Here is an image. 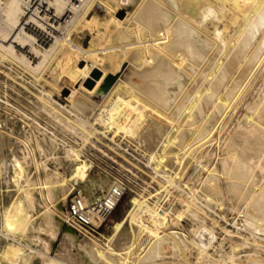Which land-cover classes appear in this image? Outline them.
I'll list each match as a JSON object with an SVG mask.
<instances>
[{
	"label": "bare ground",
	"instance_id": "obj_1",
	"mask_svg": "<svg viewBox=\"0 0 264 264\" xmlns=\"http://www.w3.org/2000/svg\"><path fill=\"white\" fill-rule=\"evenodd\" d=\"M120 6L130 8L128 19L118 18ZM1 27V59L27 73L33 88L49 89L14 83L36 97L51 129L81 143L67 144L34 120L28 129L39 159L25 128L24 146L0 158V177L8 166L13 188L0 207V264H164L161 248L180 253L183 264L186 250L200 264H264V0H0ZM125 63V80L105 95L108 72ZM71 70L79 78L60 103L53 96L57 80ZM98 95L101 104L93 100ZM119 135L134 144L123 147ZM7 141L0 134L1 148ZM213 143L220 153L211 168ZM86 149L113 160L115 154L125 169L150 166L169 205L131 193L106 235L69 216L66 245L49 259L67 216L60 202L90 181ZM48 162L54 170L43 169ZM63 162L70 171L60 174ZM192 168L200 174L184 181ZM113 189L120 196L123 185L93 205ZM173 189L180 194L174 208ZM119 196L111 199L115 205ZM73 199L94 225L93 205L86 209L80 193Z\"/></svg>",
	"mask_w": 264,
	"mask_h": 264
},
{
	"label": "rangeland",
	"instance_id": "obj_2",
	"mask_svg": "<svg viewBox=\"0 0 264 264\" xmlns=\"http://www.w3.org/2000/svg\"><path fill=\"white\" fill-rule=\"evenodd\" d=\"M118 9H119L117 11L118 18L126 20L130 17L131 10L129 7L120 6V8L118 7ZM132 24L135 25L134 23H132ZM0 29L2 32L4 31V29H2V27ZM163 30H166V29H163ZM77 32L80 34H84V31H82V30H79ZM73 34L76 35V32H73ZM77 37H80V36L78 35ZM145 54L148 55V53H145ZM127 65L128 64L125 63L124 65L120 66L118 68V70H116L114 72H108L106 79L104 81L105 83L102 84V89H103L105 95H110L112 93V90L115 89L116 85L118 83H120L121 81L125 80V76L129 71V68H128L129 65L128 66ZM44 76L48 77L49 72H45ZM12 78H15V79H12ZM78 78H79V75L74 70L67 72L65 75H63L61 78H59L57 80V85L59 87V90L58 91L54 90V92L56 94L55 95L53 93L54 99L59 101L60 103L64 102V99H66V97L69 95L71 90H73L76 87V83H77ZM14 80L16 81V83H18L19 80H20L19 83H23L22 81H24V84H27L28 89L30 91L34 90V92H37L38 90L42 89L43 87H44L43 89H45V90H47V88H48L47 86L42 87L38 83H36V87L33 88L29 84L31 81V77L27 73L23 72L22 70L17 68L16 65L11 64L7 60H5V59L2 60L0 57V128L1 127L4 128V129L1 128L0 134L3 136V138L8 140L7 143L9 145V147H2V148L0 147V158H5V157L7 158L10 155V151L18 153L19 147L24 146V144L22 145V143H24V141H25V138H24L25 135H23V132H22L24 128L29 131L30 135L28 134L29 135L28 136V142L32 145L34 151L37 153V151L35 150V146L33 144L34 143L33 138H32L33 135L31 136L32 131H30L28 129L29 128L28 126H31V125L33 127L35 126L34 125L35 121H36V123L38 122L39 124H41L44 127H47V128L49 127V129H48L49 131H55V130L51 129L52 118L47 113L46 114L44 113L46 111H44L40 107V103L38 102L36 97L33 96L28 89H25L24 87L20 86L21 84L19 85V84L14 83L15 82ZM116 81H117V83H116ZM195 81H196V79L191 80V82H190V80L187 82V84H189V85H187V87L189 86L188 89L191 88V85L193 86L196 83ZM193 82H194V84H193ZM40 86L42 88H40ZM77 88H79V87H77ZM17 90H19V91H17ZM20 91H22V92L20 93ZM33 98H34V100H32ZM93 100L97 104H101L102 96H99V95L95 96V98H93ZM2 101L3 102L5 101L9 105H7L6 103H3ZM38 107L41 108L42 111H41V109L38 110L39 109ZM242 111H243V109H239L238 113L233 116L232 121H231V122H233V124L231 125V127H233V125L235 123L234 120L241 117ZM28 116L30 119L28 118ZM48 116L50 118H48ZM2 120L4 122H2ZM14 120H15V122H14ZM9 121H13L15 123V125L12 126V129H10ZM4 126H8V128L4 127ZM55 132H56V135L67 144H75V141L78 143L79 142L81 143V141L76 136H74L72 134L64 133L63 131H61L59 129L58 130L56 129ZM110 132H112V130ZM74 137H76L77 139ZM118 138H119V143L123 147H125L126 144H130L129 142H131V145L134 144V142L132 140H130L129 138H125L121 135H119L116 139H118ZM72 139H74V140H72ZM11 142H12V144H11ZM216 142H219V140H217ZM220 142L223 144V142H224L223 139H221ZM221 143H220V146L222 145ZM217 145H218V143L217 144L213 143L211 145V147L209 148V154L208 155H210V152L212 151L211 152L212 156L210 155L211 158L209 157V164H210L211 168H213L217 164L216 161H218L217 158H218V154L220 152H219V148ZM84 151H85V154H87V155H89V157H91V160L93 159L92 160L93 167L89 173V176H90L89 180L90 181L86 182L84 184H81L80 186H76L72 191H70L69 197H67L65 199V202L64 203H61L63 201L60 202V211L62 213L63 212L67 213V216L63 217V219L65 218L63 225H62L61 229L59 230V232L57 233L56 238L53 241V245L46 252V255L48 256V258L49 257L55 258L57 253L59 251H62L61 249H63V246L66 245V240L64 239V234H65L66 228L70 224H73L72 221L70 220L71 218L69 217L68 212L70 209V204H71L72 198L77 196L79 193L82 196V199L84 201L86 209H89L94 204V202L96 200L101 199L107 193V191H109V189L113 185H115V184L123 185V191H122L123 194L122 193H121L122 195L120 194L121 197L119 196L120 199H119L117 205L114 207L111 214L101 224H100L101 220H97V221H95L94 225H91L89 227L83 226L84 228H86V230L88 232H90V233L93 232L95 235L96 234L97 235L98 234H102V235L110 234L113 222L119 220L120 217L122 216V214H123V212L127 206L129 195L131 193H138L140 196L147 198L150 202L161 205L164 208H167L169 205V199H168L169 196L166 195V192L160 187L159 182L153 177L154 173H153V170L150 166H147L146 164L140 162L141 168H136V167H134L128 163H125V167H126V169H125V168L119 166L118 163H116V161H123V159L116 156L115 154H113V157H114V160H113L111 158L109 159L107 157L101 156V154L95 152L94 149H92V151H91V149H86ZM125 153L127 155H129L131 158H134L132 156L131 150H129L128 152H125ZM213 153H214V155H213ZM35 156L38 160L39 159L38 153L35 154ZM210 161H211V163H210ZM44 165H45V167H44ZM42 167H43V169L46 168L48 170H54V165L52 163H49V162L43 164ZM56 168L58 169L57 171L60 174H63V173L70 171V164L68 162H63L62 166H59ZM127 168H129V169H127ZM43 169H40L41 174H42ZM129 170H131V171L129 172ZM32 171H34V167L32 168ZM132 172L134 174H132ZM190 172L193 173L191 176H190V174H191ZM198 173L200 174V172L198 170H195L193 168L189 169V171L186 172V174L184 175L185 178L183 177V180L188 181V179L193 180L192 178H194V180L192 181V182H194L196 177H197L196 174H198ZM8 174H9V167L3 166V173H2V176L0 177V207H1L2 203H5L8 200V194L11 193V191L13 190V188H11L9 186L10 184L8 182ZM201 174H202V172H201ZM102 181H103V183H102ZM108 184H110V185H108ZM178 191L179 190L176 191V189L175 190L173 189L170 193V201L173 200L172 201L173 202L172 208L178 207V205H179V203L177 202L178 197L180 195V194H178ZM150 193L153 194V196H150ZM217 211H215L216 214L219 213V211L218 212ZM220 214L221 213H219V215ZM225 218L230 223L232 215L230 213H227ZM229 223L226 224L228 227L230 226ZM169 226H170V224L167 225V227H169ZM182 226H183L184 230H187V231L190 230L189 229L190 224L188 222L184 221L182 223ZM177 228L180 229V227H177ZM171 229H172V226H171ZM179 229H176V230H179ZM79 236H80V239H84V235L79 233ZM231 252L232 251H229V253H231ZM159 254H160V256H163L164 258H158V260L160 262H164V264H183L182 257H180L181 256L180 253L175 252L170 248L159 249ZM184 255L187 258V264H200L196 260L195 256L190 254V250H186L184 252Z\"/></svg>",
	"mask_w": 264,
	"mask_h": 264
},
{
	"label": "built area",
	"instance_id": "obj_3",
	"mask_svg": "<svg viewBox=\"0 0 264 264\" xmlns=\"http://www.w3.org/2000/svg\"><path fill=\"white\" fill-rule=\"evenodd\" d=\"M80 0H77L79 2ZM119 191L113 189L110 194H108L104 199L96 203L90 208L91 215L93 219L101 220L103 222L113 211L115 202H112L111 199L118 198ZM121 196V195H120ZM69 216L80 223L84 227H89L93 225L92 221L87 218L84 210L80 205V201L73 199L70 204Z\"/></svg>",
	"mask_w": 264,
	"mask_h": 264
}]
</instances>
